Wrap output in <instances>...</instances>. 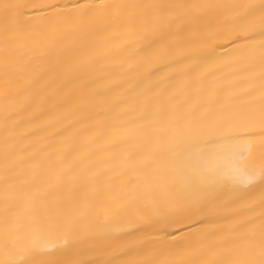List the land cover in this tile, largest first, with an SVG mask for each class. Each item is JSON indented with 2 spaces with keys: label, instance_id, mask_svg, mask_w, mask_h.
Segmentation results:
<instances>
[{
  "label": "bare ground",
  "instance_id": "obj_1",
  "mask_svg": "<svg viewBox=\"0 0 264 264\" xmlns=\"http://www.w3.org/2000/svg\"><path fill=\"white\" fill-rule=\"evenodd\" d=\"M4 4L27 5L18 26ZM76 4L137 7L56 16ZM240 15L258 33L264 0H0V259L6 221L25 228L56 209L96 233L114 212L125 229L86 239L88 260L234 264L249 243L258 249L264 188L224 185L204 195L203 211H185L176 161L194 149L171 129L188 111L246 113L259 163L264 64ZM148 153L153 167L120 174L125 156ZM190 163L235 161L211 145ZM165 205L175 211L161 221L153 208Z\"/></svg>",
  "mask_w": 264,
  "mask_h": 264
},
{
  "label": "snow or ice",
  "instance_id": "obj_2",
  "mask_svg": "<svg viewBox=\"0 0 264 264\" xmlns=\"http://www.w3.org/2000/svg\"><path fill=\"white\" fill-rule=\"evenodd\" d=\"M27 5L4 4L5 16L15 26L20 24V18L24 15L22 9ZM137 7L128 5H90L76 4L69 13H56L57 17H65L68 21L78 17L72 13L87 14L90 11H102L104 9H122ZM156 7V6H154ZM201 7V6H194ZM238 30L249 44L258 40L261 49V62L264 64V16L261 17L258 33L247 23L246 17L240 15L237 18ZM65 22L64 20L57 21ZM255 33V34H250ZM243 45L236 49V54L243 56ZM264 79V73H262ZM264 88V85H262ZM261 120H260V144L264 147V91L261 95ZM148 113H145V118ZM253 121L246 113L204 111L196 114L188 111L181 116H176L171 121V129L175 136L190 144L194 151L186 158L187 162L176 161L182 173V183L187 193L185 211L195 213L203 211L197 207L204 195L210 191L230 185L234 192L239 193L243 187L260 183L264 188V152L261 153L259 163L253 157V137L257 133L253 130ZM227 145L235 163L228 169L222 170L205 165L203 168L190 163L193 159H199L204 155L208 146ZM156 164L152 153H148L139 159L125 156L121 162L120 174L128 170L141 171ZM118 211V209L116 210ZM153 211L161 221L170 218L169 213L175 209L167 205L155 206ZM37 210H33L35 217ZM114 212L105 213L104 222L100 225V232L96 233L81 226L77 215L62 212L58 209L48 210L43 220L33 219L25 228L18 226V221L13 227H9L6 221L4 239L2 243L3 259L0 264H116L114 260H88L83 258V244L90 236L97 234L111 236L125 229L112 218ZM247 257L237 260L234 264H264V223L261 225V236L257 246L249 243ZM120 264H139L137 261H122Z\"/></svg>",
  "mask_w": 264,
  "mask_h": 264
}]
</instances>
